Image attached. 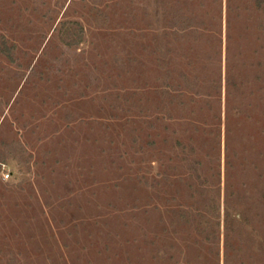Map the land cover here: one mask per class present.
<instances>
[{"label":"rangeland","instance_id":"obj_1","mask_svg":"<svg viewBox=\"0 0 264 264\" xmlns=\"http://www.w3.org/2000/svg\"><path fill=\"white\" fill-rule=\"evenodd\" d=\"M0 264H264V0H0Z\"/></svg>","mask_w":264,"mask_h":264}]
</instances>
